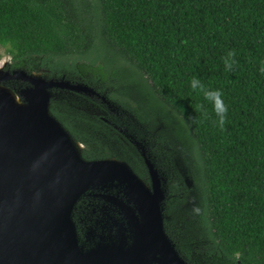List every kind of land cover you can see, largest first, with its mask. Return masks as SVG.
Masks as SVG:
<instances>
[{"label":"trees","instance_id":"16d2710c","mask_svg":"<svg viewBox=\"0 0 264 264\" xmlns=\"http://www.w3.org/2000/svg\"><path fill=\"white\" fill-rule=\"evenodd\" d=\"M2 50L11 70L66 76L119 107L102 118L77 101L101 100L62 92L50 109L85 160L127 162L146 179L130 137L143 142L169 177L166 229L192 264H264V0H0V61ZM125 68L186 128L175 132L184 168H166L164 134L121 89ZM193 78L221 92L223 128Z\"/></svg>","mask_w":264,"mask_h":264},{"label":"water","instance_id":"95a60500","mask_svg":"<svg viewBox=\"0 0 264 264\" xmlns=\"http://www.w3.org/2000/svg\"><path fill=\"white\" fill-rule=\"evenodd\" d=\"M62 92L101 100L113 113L119 109L66 76L0 63V264H189L166 233L168 180L143 142L130 137L149 183L127 162L85 160L83 145L51 113L52 99ZM86 195L121 210L127 227L111 218L116 242L102 239L91 249L79 244L73 214Z\"/></svg>","mask_w":264,"mask_h":264},{"label":"rangeland","instance_id":"374dc122","mask_svg":"<svg viewBox=\"0 0 264 264\" xmlns=\"http://www.w3.org/2000/svg\"><path fill=\"white\" fill-rule=\"evenodd\" d=\"M2 54L3 55H2V59L0 63H8L11 65L10 57L6 56L3 50H2ZM114 72L115 70H113V73ZM37 74H42L43 76H49L47 72H43V71L38 72ZM123 74L125 75V77L123 76V78H125V82H124L125 84L122 85L121 89L124 87L125 90H129L131 92L130 94L132 95V99L134 98V101L135 103H137L138 106L137 105L136 106L138 108H141L142 110H148L149 113L147 114L153 117V119L156 122L154 124L159 129L157 133H159V135L164 134L166 138V140L163 139V143H162V146L166 149L164 152V154L167 156L166 157V168L171 167L176 171H178V168L180 166L184 168L185 163L180 155V152L183 150L181 146L182 143L175 140L176 138L175 132L177 133L181 132L186 137V135L188 136L186 128L175 116H173L170 112H168L165 109H162L161 106L156 104L154 99L151 97V94H149L147 89L144 88V83L140 78H137L136 81H132V76H135L134 72H132L128 68H125L123 69ZM119 75L121 76V74ZM71 81L77 82L75 80H71ZM77 101L81 106L80 108H82V110H84L86 113L99 116L102 118H105V117L108 118L109 116L113 114L111 111L107 110L108 108H105L104 104H102V101H101V105H99L98 103H94V102L90 103L88 99L86 98H79V100ZM159 135H157L158 139H161ZM136 141H139V140L136 139ZM139 142H142V141H139ZM143 180L146 183H149V176H147V178L146 179L144 178ZM168 180H169V177H168ZM169 202L171 203V200H168V203Z\"/></svg>","mask_w":264,"mask_h":264},{"label":"flooded vegetation","instance_id":"af4514ba","mask_svg":"<svg viewBox=\"0 0 264 264\" xmlns=\"http://www.w3.org/2000/svg\"><path fill=\"white\" fill-rule=\"evenodd\" d=\"M102 104L104 103L102 102ZM104 106L105 108H108L107 105L104 104ZM107 110H109V108ZM113 114H115V112ZM113 193H115V191ZM166 210L167 205L165 206V212ZM111 218L117 219L127 227V221L125 217L122 215L121 210H119L114 204L105 203L102 198L93 199L90 198L89 195H86L78 203L73 214V221L76 225L79 244L84 249H91L99 243H103L102 239L105 240L106 244L116 242L118 239L117 227ZM165 230L170 239L176 245V249L179 251L180 255L189 264H192V262H190V260H188L180 251L181 241L177 239L176 235H173L167 231L166 216Z\"/></svg>","mask_w":264,"mask_h":264},{"label":"clouds","instance_id":"9594fccd","mask_svg":"<svg viewBox=\"0 0 264 264\" xmlns=\"http://www.w3.org/2000/svg\"><path fill=\"white\" fill-rule=\"evenodd\" d=\"M234 57L235 53L233 51L227 52V54L223 57V64L226 70L231 71L233 69V66L236 63ZM259 71L264 74V63L261 64ZM190 87L194 91L202 92L204 100L211 105L212 110L218 118L217 123L219 127L223 128L227 107L223 103L221 92L219 90L205 89L201 84V81L197 78H193L190 81Z\"/></svg>","mask_w":264,"mask_h":264}]
</instances>
